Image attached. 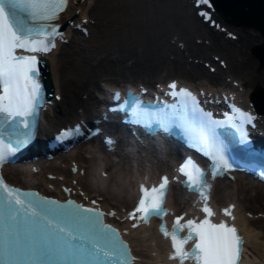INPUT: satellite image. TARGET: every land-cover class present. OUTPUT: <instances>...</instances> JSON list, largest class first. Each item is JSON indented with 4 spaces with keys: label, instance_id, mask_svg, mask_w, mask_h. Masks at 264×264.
Listing matches in <instances>:
<instances>
[{
    "label": "bare ground",
    "instance_id": "bare-ground-1",
    "mask_svg": "<svg viewBox=\"0 0 264 264\" xmlns=\"http://www.w3.org/2000/svg\"><path fill=\"white\" fill-rule=\"evenodd\" d=\"M179 8L180 0L164 4L156 0H72L61 19L65 22L62 39H58L50 58L52 108L41 132L48 135L73 123L88 125L97 118V109L103 104L108 88L142 81L149 84L157 80L158 84L187 75L179 70L178 64H166L167 58H163L166 53L181 55L168 42L173 35L185 41L187 47L180 50L195 59L192 64L195 79L202 80L200 83L206 87L229 89L243 101L254 91L264 94V65L251 52L252 47L264 45L258 33L250 30L237 33L236 38L228 37L203 16H193L194 25L183 23ZM76 25L84 28L86 35ZM211 55L219 56L227 67H220ZM202 60L211 63L214 72L206 69ZM102 144L100 138H91L76 147L73 161L76 172L64 156L56 158L60 162L57 166L53 162L46 166L39 162L40 171L32 177L41 182L37 189L45 183L58 192L63 189L75 192L77 196L71 195L75 199L83 193L80 196L87 198L83 200L102 199L105 206L116 211L130 208L132 192L130 182L129 185L126 182V163L113 164L110 157L114 155L106 153ZM102 152L104 157L99 158L97 154ZM88 154L91 156L87 157ZM158 164L154 170L164 167ZM26 173L24 166L5 169L7 180L16 185L23 184ZM22 186L31 187L28 183ZM213 200L226 208L231 206V200L238 202V210L232 209V217L240 225L251 264H264V185L239 179L237 192L228 191L220 196L217 190ZM136 244L144 247L136 253L139 257L145 261L153 259L144 240Z\"/></svg>",
    "mask_w": 264,
    "mask_h": 264
},
{
    "label": "snow or ice",
    "instance_id": "snow-or-ice-1",
    "mask_svg": "<svg viewBox=\"0 0 264 264\" xmlns=\"http://www.w3.org/2000/svg\"><path fill=\"white\" fill-rule=\"evenodd\" d=\"M68 3L69 0H0V136H17L21 125L28 127L26 121L16 118L31 115L34 102L39 103L41 94L37 57L18 54L17 50L51 52L56 47L55 40L62 39L59 26L52 22L59 19ZM197 4L211 6L210 0H197ZM200 14L208 18L206 12ZM168 87L171 95L180 98L183 113L198 121L204 130L199 139L207 149L205 154L213 161L212 176L215 178L221 170H229L231 165L225 147L216 135L219 122L212 120L210 113H201L190 90L177 89L175 82ZM234 111L237 114L234 119L241 121L240 128L251 123L252 117L247 113L239 109ZM136 115L141 122H148L152 116L143 110ZM74 133L80 134L79 126L75 130L62 131L57 140H64ZM27 136L24 133L23 139H17V146L27 143ZM105 142L112 143L110 139ZM15 150L0 139V164ZM76 171L73 167V172ZM178 172L186 178V187L197 192L203 201L200 211L204 218L196 222L176 216L171 232L161 225L160 232L171 242L169 259L177 260L178 264H184L186 260L193 264H239L243 239L237 229L225 221L212 223L209 219L215 213L207 203L209 185L203 179V171L189 159ZM168 184V177L164 176L151 188L140 185V197L127 218L145 224L153 216L163 219L168 214L163 207ZM18 191L0 178V264H102L104 260L132 264L136 259L128 245L119 239V233L103 223L104 214L98 208L85 207L75 201H67L65 205L46 199L26 202L20 199ZM222 213L234 218L232 206L223 209ZM132 227L136 228L138 224L133 223ZM185 230L187 235L181 238L180 233ZM193 234L196 242L192 250L186 251L185 245L194 239ZM101 239L113 243L111 250L99 246Z\"/></svg>",
    "mask_w": 264,
    "mask_h": 264
},
{
    "label": "water",
    "instance_id": "water-1",
    "mask_svg": "<svg viewBox=\"0 0 264 264\" xmlns=\"http://www.w3.org/2000/svg\"><path fill=\"white\" fill-rule=\"evenodd\" d=\"M217 12L230 23H240L258 30L264 40V0H211ZM229 17V19L227 18ZM253 53L264 63V47L253 48ZM261 92H257L254 95ZM257 96H254L256 98Z\"/></svg>",
    "mask_w": 264,
    "mask_h": 264
},
{
    "label": "rangeland",
    "instance_id": "rangeland-1",
    "mask_svg": "<svg viewBox=\"0 0 264 264\" xmlns=\"http://www.w3.org/2000/svg\"><path fill=\"white\" fill-rule=\"evenodd\" d=\"M158 3H160V4H164V3H166V2H169L170 0H156ZM191 6V4L190 3H187V0H180V8H179V11H180V14L182 15V22L183 23H190V22H188V18L186 17V15L188 14V13H190L189 12V7ZM191 24H192V22H191ZM190 25V24H189ZM232 31H234V32H236V33H238V34H241V33H243V32H247V31H249V30H245V29H242V28H235V27H229ZM169 36V35H168ZM168 36H167V38H168ZM191 37H192V34H191ZM166 55H168L167 53L166 54H164L163 55V58L164 59H166V58H168V56L166 57ZM179 65L180 66H182V63L180 62L179 63Z\"/></svg>",
    "mask_w": 264,
    "mask_h": 264
}]
</instances>
